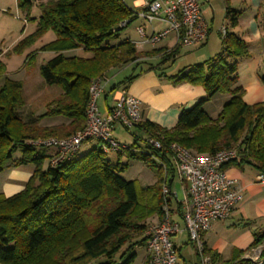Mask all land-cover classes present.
<instances>
[{"label":"trees","instance_id":"obj_1","mask_svg":"<svg viewBox=\"0 0 264 264\" xmlns=\"http://www.w3.org/2000/svg\"><path fill=\"white\" fill-rule=\"evenodd\" d=\"M17 5L28 20L37 21V26L8 55L22 54L52 31L55 38L31 51L28 62L38 51L54 52L41 65L40 73L47 84L59 86L61 92L46 104V112L25 118L24 83L10 77L0 59V171L35 164L21 191L10 196L0 192V263L134 264L135 248L146 243L149 219L162 217L163 184H172L175 177L170 143L210 154L234 148L238 158L225 167L249 165L264 174V101L248 104L244 100L246 90L239 83L237 59L251 53L248 43L228 30L221 33L222 49L216 56L169 76L173 84L202 86L206 97L182 109L172 128L148 119L136 125L145 135L164 143L163 149H155L147 144V136L138 134L143 144L134 140L125 150L127 157L141 158L158 170L155 183L143 186L126 179L122 172L127 163H113L101 146L79 151L72 160L53 165V153L36 141L69 137L86 126L89 86L94 78L133 64L136 72L111 86L109 92L128 88L142 72L174 59L181 46L138 49L129 38L115 41L138 17V11L124 0H17ZM35 6L40 9L39 17L30 16ZM237 24V14L230 11L229 25ZM261 25L264 31V16ZM77 49L89 55L67 53ZM156 56L161 59L158 63L152 61ZM160 75L168 76L165 72ZM218 93L229 98L213 117L204 106ZM46 116H63L68 121L43 125L41 120ZM20 149L22 155L14 157ZM260 245L264 258V231L249 248L234 250L228 259L207 247L205 254L210 264H254L246 252ZM101 257L106 260L98 263ZM143 264H149L148 259Z\"/></svg>","mask_w":264,"mask_h":264},{"label":"built area","instance_id":"obj_2","mask_svg":"<svg viewBox=\"0 0 264 264\" xmlns=\"http://www.w3.org/2000/svg\"><path fill=\"white\" fill-rule=\"evenodd\" d=\"M138 16L150 24L156 20L166 22V26L150 34H147L145 25L139 26L137 32L142 38L136 42L139 45H154L174 34L175 46H193L204 42L209 35V24L203 15L201 0H151L138 12ZM221 32L225 35L227 28L223 27ZM110 80L109 74H102L90 82L87 123L82 130L65 138L53 136L36 141L53 149V165L72 160L84 143L94 139L101 141V147L107 152L125 153L129 143L115 137V127H136L142 120V101L127 88H118L114 90L113 105L103 113L99 99L106 92ZM146 139L153 148H164L162 139L151 136ZM169 149L182 195L172 188L173 184L164 182L163 214L160 219L155 218L148 224L145 258L149 264H181L172 238L186 230L202 263L210 264V257L205 254V233L214 221L228 218L244 200V187L237 178L228 174L225 167L227 162L238 158L237 150L228 148L213 154L199 153L177 142L170 143ZM257 182L264 184V174L257 175ZM174 203L178 207L174 208ZM178 208L183 226L174 218ZM260 253L250 257L254 264H264Z\"/></svg>","mask_w":264,"mask_h":264},{"label":"crops","instance_id":"obj_3","mask_svg":"<svg viewBox=\"0 0 264 264\" xmlns=\"http://www.w3.org/2000/svg\"><path fill=\"white\" fill-rule=\"evenodd\" d=\"M124 1L129 7L140 12L144 9L145 4L151 0ZM263 6L264 0H201L203 15L209 24V35L207 39L200 44L180 47V52L178 53V55H180L181 52H184L185 56L194 57L195 64L202 63L206 59L212 57L210 52L208 53L205 48L211 43L214 30L216 29L218 35L221 37V30L223 27H226L227 30L230 31V11L236 13L238 24L233 31L248 43L251 53L248 57L237 59L239 83L246 90L244 100L248 104L264 101V31L261 25L264 16ZM36 8L35 6L32 10L31 16H34L35 13L38 12ZM18 11H20V8L17 6V0H0L1 59H3L7 50H10L17 42L29 34L30 30H32L31 23L35 24V27L37 26V21L32 22L26 19V23H24L20 19L24 27L23 31L19 32V28L14 29L15 22L10 20V16L17 18L16 14H19ZM37 17H39V13ZM137 19L141 22L136 28L145 25L147 34L166 26L164 20H156L150 24L140 16H138ZM8 32L12 33V38L10 40L11 46L5 47L3 44L5 43V36ZM51 38L53 37L51 36ZM141 39L142 38L131 40L136 43ZM219 44L222 49L221 39L219 40ZM136 45L138 49L163 48L168 50L175 46V35L170 34L167 38L154 45L149 43L143 45L136 43ZM184 47L186 48L184 49ZM51 53L54 54V52ZM67 53H76L81 56L89 55V53L84 52L82 49L68 51ZM178 55L176 57H178ZM156 59L159 58L156 56L152 61ZM160 68H163V66L160 65L159 68L142 72L130 83L127 90L142 101V120L148 119L165 128H172L177 124L181 110L192 107L198 100L206 97V91L202 86L193 85L188 82L173 84L172 79L169 78L171 75L167 74L166 71H161ZM162 72H165L168 76L160 75ZM115 84L116 83L113 85ZM109 89L106 90L102 96L105 104L103 113L113 105L114 91L109 92ZM109 97L112 98L111 102L109 101ZM118 126L119 125H116V130L121 127ZM139 135L142 136L140 132ZM143 135L145 134L143 133ZM50 152H53V149L50 150L49 153ZM246 167L253 168L249 165L243 168L237 166H230L227 168L228 174L231 177L237 178L239 183L244 187V200L234 208L228 219L214 221L211 228L204 235L205 246L208 249L219 252L223 259L230 258L234 250L249 248L254 240V232L264 231V185L257 182V175L259 172L255 169L257 173L251 176L245 170ZM5 171L9 172L12 176V180L2 185L0 192L7 196L21 191L32 175V168L29 164L19 167H8ZM250 206L253 208V212L257 213L255 214L257 215L256 217L259 218L260 216L262 218H259V222L254 221L252 225H245V227H242L243 223L235 221V219H237L235 217L242 216L243 218H248L247 216L253 214L245 215V213L249 212ZM176 207H178L177 204H174V208ZM180 215L178 208L174 218L182 223ZM184 234H187L185 238H183ZM173 237L177 238L176 241H173L178 251V258H180L182 245L190 241L189 235L188 232L184 230L182 233ZM260 247L261 246H257L249 249L246 252V256L255 257L261 252ZM145 257L143 263L146 259ZM183 264H186V262Z\"/></svg>","mask_w":264,"mask_h":264},{"label":"rangeland","instance_id":"obj_4","mask_svg":"<svg viewBox=\"0 0 264 264\" xmlns=\"http://www.w3.org/2000/svg\"><path fill=\"white\" fill-rule=\"evenodd\" d=\"M39 1H42V0H38V2ZM36 11H38V12H36L34 16H31L32 13L30 16L31 17H37L38 13L40 15V9L38 7L36 8ZM263 11H264V7H263ZM18 12H19V14H16V17L18 19L10 16V20L15 22L14 29L19 28V32H20V31H23V28H24L22 26V21L24 23H26V19L28 20V18H27L26 12L23 11L22 9H20V11H18ZM29 21L35 22V20H29ZM140 22H141L140 20L135 19L127 27L123 28L120 31L119 36L115 41H121V40H124L126 38H129L132 40L137 39V38H141V36L139 35V33L136 30L137 29L136 27L138 26V24ZM34 27H35V24L31 23V29L32 30L34 29ZM234 28L235 27L230 26V31L234 32L233 31ZM32 30H30L29 34L32 33L35 29L33 31ZM51 36L53 38H51ZM54 37H55L54 33L52 31H50L47 34H45L41 39H39L32 47L26 49L22 54L12 53V54L8 55V52L13 49V47L18 43L17 42L10 50H7L5 52L3 59L0 58L5 64H7L6 65L7 66V72H8V75L10 77L15 78V79L19 78V79H22V81H24L23 82L24 83V96L26 97V105L23 108V115L25 118L28 117L30 114L40 115V114H43L44 112H46V110H47L46 104L49 101H51L53 98H55L57 95H59L61 92V89L59 86L47 84L46 81L44 80V78L42 77L41 73H40L41 65L54 55L51 53V51H38L36 57L31 59L28 62V54L31 51L40 48L43 44L54 39ZM5 38L6 39H5V43L3 44V46L4 45H5V47L11 46L10 40L12 38V33L8 32L5 36ZM219 38L222 41V37L218 35V32L215 29L213 32V37L211 39V43H209L207 48H205V50L208 53L210 52V55H212V57L216 56L221 51L220 44H219V40H220ZM185 48L186 47H184V49ZM160 60L161 59H156L153 61H154V63H158ZM194 60H195L194 57L185 56V53L181 52V54L178 55V57L171 59V60H168L166 62H162L160 64L161 66H163V68H161V71H166L167 74L174 75V74L180 72L181 70L187 69L186 67H189L192 64L194 65L195 64ZM144 66H145V64H144ZM134 68H135V65L128 64V65H125L119 69L111 70L109 72V76L111 77V80H110V83L108 85L107 90L114 83H118L121 80H123L126 76H128L129 74L136 72L137 67L135 69ZM2 81L3 80H0V85L3 83ZM120 88H123V87H120ZM228 97H229V95L226 93H218V94L214 95L209 101L206 102V104L204 106L205 111L210 116H213V117L217 116V114L220 112L221 108L223 107L224 103L227 101ZM109 101L110 102L112 101L111 97H109ZM99 105H100L101 111L103 112L105 109V104H104L102 97L99 99ZM66 121H68V120L66 118H64L63 116H46L41 120V123L43 125H50V124H57V123L66 122ZM119 126H121V125H119ZM123 128L124 127L121 126V127L117 128V130L115 129V137L117 139H119L122 142H126V143H132L134 140H137L143 144L142 139L137 137L139 132L142 135V137H145V135H143L142 131H140L136 127H131L129 129H127V128L123 129ZM101 145H102V142L97 140V139L90 140L89 142L84 143L82 145L80 152L85 153V152L89 151L91 148L96 147V146H101ZM50 150H52V148L47 149V152H49ZM21 155H22L21 149L17 150L14 153V157H20ZM108 157L110 158V160L113 163H116L118 160H120L123 163H127L126 170L124 172H122V175L126 179L137 181L138 184H140V185L145 186L148 184H153L157 181V179L159 177L158 170L155 167L146 163L141 158H129V157H127V155L125 153L120 154L119 152L114 151V150L109 151ZM48 164H49V157L45 159V162H44L45 168L48 166ZM29 165L31 166L32 172H33L35 169V164L30 163ZM6 169H4L3 171H0V191H1L2 185H4L7 181L12 180V176L9 174V172L5 171ZM245 170L251 176H254V174L257 173L256 170L251 168V167H246ZM172 188L176 189L179 192V195H182L180 181H179L177 176H175V180H174V183L172 185ZM251 206H250L249 212L245 213V215H249V214L253 213V214L247 216L248 218H243L242 216L235 217V218H237V219H235V221H239L240 223H243L242 227L243 226L245 227V225L250 226L253 224L254 221L259 222L260 221L259 218H262L260 216H259V218L256 217L257 215H255V214H257V213L253 212V208H251ZM237 215H239V214H237ZM155 218L156 217L150 218L149 223L152 222L153 220H155ZM228 218H226V219H228ZM221 220H225V219H221ZM263 222H264V220H263ZM181 224L183 226V221ZM258 224H260V223H258ZM262 232H257V231L254 232V238L256 237V235H258L259 233H262ZM186 236H187V234L186 235L184 234L183 238H185ZM173 240L176 241L177 238L173 237ZM260 246H261L260 248L262 250L263 245H260ZM135 251H136L137 255H136V259H135L134 264H142L144 257L146 256L145 245L137 246L135 248ZM105 260H106V258L101 257L97 260V262L100 263V262H104ZM179 262L181 264H183L185 262H186V264H203L194 243H192L191 241H188V243H185L184 245H182L181 257L179 258Z\"/></svg>","mask_w":264,"mask_h":264}]
</instances>
